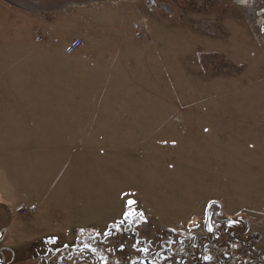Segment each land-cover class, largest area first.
<instances>
[{
    "label": "rangeland",
    "instance_id": "rangeland-1",
    "mask_svg": "<svg viewBox=\"0 0 264 264\" xmlns=\"http://www.w3.org/2000/svg\"><path fill=\"white\" fill-rule=\"evenodd\" d=\"M11 1L0 0V203L14 227L104 228L132 207L193 228L221 210L264 248V37L247 7L25 0L46 22L16 17Z\"/></svg>",
    "mask_w": 264,
    "mask_h": 264
},
{
    "label": "flooded vegetation",
    "instance_id": "flooded-vegetation-1",
    "mask_svg": "<svg viewBox=\"0 0 264 264\" xmlns=\"http://www.w3.org/2000/svg\"><path fill=\"white\" fill-rule=\"evenodd\" d=\"M251 9L254 31L264 37V5ZM222 215L207 210L195 227L172 228L130 207L104 228L60 234L38 232L36 223L14 227L10 209L0 203V264H264V248L257 247L261 240L251 225Z\"/></svg>",
    "mask_w": 264,
    "mask_h": 264
},
{
    "label": "crops",
    "instance_id": "crops-1",
    "mask_svg": "<svg viewBox=\"0 0 264 264\" xmlns=\"http://www.w3.org/2000/svg\"><path fill=\"white\" fill-rule=\"evenodd\" d=\"M27 1V0H26ZM39 1L37 0V2H36V4L38 3ZM65 2H71V0H67V1H65ZM144 2H145V0H144ZM147 2V3H146ZM146 5L149 7V9H150V12H153V13H155V11H153L152 10V8H153V6H154V4H155V0H146ZM26 2H25V0H23V1H18V0H12L10 3H9V5L13 8V9H15V11L14 10H12V11H10V10H8V11H10L11 12V14H13V15H15L16 17H18V18H21L23 15H27V16H30V15H34V19H38V21L39 20H41V21H44L45 19H46V22L48 21V17H46V15L44 14V11H47V10H44V9H42V8H39V7H33V9H29V8H27V7H25V6H29V5H27V4H25ZM34 4H35V2H34ZM19 6H21V7H19ZM1 7H3L2 5H0V10L2 11L3 9H5V8H1ZM10 7V8H11ZM31 7V8H32ZM5 10H7V9H5ZM50 10H52V9H49L48 11L49 12H51ZM164 10L166 11V12H168V10H167V8L165 9L164 8ZM21 14V15H20ZM48 16H49V13L47 14ZM187 18H185L184 20H185V22H193V23H196V24H200L201 25V27H205L206 26V24L208 23V24H210L209 22H206V21H203V18L202 17H200V16H194V17H189L188 18V16H186ZM196 18V19H195ZM214 18H215V15L213 16V20L211 21V23H213L214 22ZM216 19V18H215ZM40 21V22H41ZM225 21H227V20H225ZM224 21V22H225ZM46 22H44V23H46ZM216 23V22H215ZM214 23V24H215ZM174 28H176V29H178V30H181V29H183L184 27H186V25H184V27H183V25H180V27H175V26H173ZM187 28V27H186ZM188 29V28H187ZM196 31H200V32H203L204 34H206L207 36H212V37H214L215 35V32H213V34L212 35H208V33L206 32V30L204 31V30H196ZM186 32H189V34H193L190 30H187ZM185 32V33H186ZM46 33H49L48 31L46 32ZM258 33V32H257ZM168 34H170V33H168ZM211 34V33H210ZM48 35H50V33L48 34ZM194 35V34H193ZM195 37H197V36H201V35H199V34H197V35H194ZM256 36H262L261 34H256ZM202 37V36H201ZM197 38H199V37H197ZM208 38H210V37H208ZM214 39V38H213ZM76 40H80V39H76ZM76 40H74V41H76ZM74 41H72L71 42V44L74 42ZM81 41V40H80ZM70 44V45H71ZM203 44L205 45V43L203 42ZM202 46V45H201ZM194 48L196 49V48H199V46H194ZM212 51H215V48H213V50ZM211 58H213L212 56H211ZM228 61H229V59H228ZM1 193V192H0ZM1 204H5V203H1ZM6 205V204H5ZM191 221L192 220H189L187 223H186V225L184 226V227H186V226H188V225H190L191 224ZM176 228H183V227H176Z\"/></svg>",
    "mask_w": 264,
    "mask_h": 264
},
{
    "label": "built area",
    "instance_id": "built-area-1",
    "mask_svg": "<svg viewBox=\"0 0 264 264\" xmlns=\"http://www.w3.org/2000/svg\"><path fill=\"white\" fill-rule=\"evenodd\" d=\"M258 0H243L241 6L247 7L248 11L251 12V8H253V5L256 4ZM134 29L138 32V37L141 38V28L138 25L134 26ZM41 39V38H40ZM81 45L80 40L74 41L68 48H67V54H71L79 49Z\"/></svg>",
    "mask_w": 264,
    "mask_h": 264
},
{
    "label": "water",
    "instance_id": "water-1",
    "mask_svg": "<svg viewBox=\"0 0 264 264\" xmlns=\"http://www.w3.org/2000/svg\"><path fill=\"white\" fill-rule=\"evenodd\" d=\"M232 1L234 2V4L240 5L243 0H232Z\"/></svg>",
    "mask_w": 264,
    "mask_h": 264
},
{
    "label": "snow or ice",
    "instance_id": "snow-or-ice-1",
    "mask_svg": "<svg viewBox=\"0 0 264 264\" xmlns=\"http://www.w3.org/2000/svg\"><path fill=\"white\" fill-rule=\"evenodd\" d=\"M129 203L131 204L132 201H129ZM125 215L128 216V215H131V213H126Z\"/></svg>",
    "mask_w": 264,
    "mask_h": 264
},
{
    "label": "bare ground",
    "instance_id": "bare-ground-1",
    "mask_svg": "<svg viewBox=\"0 0 264 264\" xmlns=\"http://www.w3.org/2000/svg\"><path fill=\"white\" fill-rule=\"evenodd\" d=\"M242 4V3H241Z\"/></svg>",
    "mask_w": 264,
    "mask_h": 264
}]
</instances>
